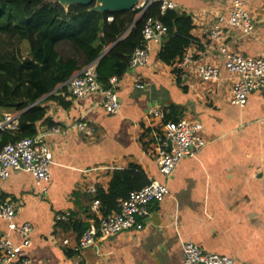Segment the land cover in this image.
Segmentation results:
<instances>
[{
    "label": "crops",
    "instance_id": "crops-1",
    "mask_svg": "<svg viewBox=\"0 0 264 264\" xmlns=\"http://www.w3.org/2000/svg\"><path fill=\"white\" fill-rule=\"evenodd\" d=\"M173 1L177 12L191 18L192 40L182 55L165 63L157 57L161 42H149L147 64L119 77L115 113L103 109L99 92L75 98L65 82L58 84L54 97L45 101L46 121L37 123L38 131L49 129L48 121L64 128L45 136L52 153L50 180L38 185L21 168L0 180V199L17 205L15 223L32 226L30 245L23 250L30 264H183L186 241L230 256L236 264H264V89L250 92L243 106L232 104L236 74L225 69L220 52L226 45L249 56L264 54V0H242L254 22L251 34L224 24L217 38L207 29L219 14H227L231 0ZM185 54L191 61L179 67ZM202 62L217 67L218 78L202 80L197 73ZM170 106L176 119L165 117ZM151 108L164 118L149 116ZM0 115V121L13 125L7 128H16L17 112L0 108ZM180 118L199 121L206 144L196 156L181 158L165 177L152 150L162 124ZM75 120L93 129H70ZM131 165L148 179L165 182L169 193L150 205L140 227L98 237L96 245L78 249L83 226L103 215L96 189L107 190L114 171ZM59 213L68 215L65 227L56 225ZM0 234L21 241L2 218Z\"/></svg>",
    "mask_w": 264,
    "mask_h": 264
},
{
    "label": "trees",
    "instance_id": "trees-1",
    "mask_svg": "<svg viewBox=\"0 0 264 264\" xmlns=\"http://www.w3.org/2000/svg\"><path fill=\"white\" fill-rule=\"evenodd\" d=\"M159 3L152 1L136 20L141 9L137 6L100 12L91 9L94 2L65 8L52 0H0V108L18 113L15 129H0V149L36 134L37 123L46 121L45 101L54 97V88L84 65L96 62L97 79L104 85L112 75L121 77L141 42L144 18L158 14ZM108 15L113 17L110 21ZM160 18L168 33L157 57L171 63L192 40L191 18L175 9L166 10ZM173 114L174 108L168 107L166 119H176ZM48 125L55 124L48 121ZM148 181L139 166L115 170L107 190L96 189L102 214L118 211V200ZM56 221L66 226L67 221Z\"/></svg>",
    "mask_w": 264,
    "mask_h": 264
},
{
    "label": "built area",
    "instance_id": "built-area-1",
    "mask_svg": "<svg viewBox=\"0 0 264 264\" xmlns=\"http://www.w3.org/2000/svg\"><path fill=\"white\" fill-rule=\"evenodd\" d=\"M155 0H145L139 7L140 17L145 8ZM158 14L148 15L144 18L141 27V42L133 50L128 69L146 65L148 62V44L151 41L163 42L168 33L166 24L160 15L168 9H177L173 0H159ZM113 17L108 15L107 21ZM238 28L241 34H251L254 22L249 12L245 9L242 0H231L227 14H219L207 29L211 38H217L222 33V25ZM224 67L227 71L236 74L231 86L230 102L243 106L247 95L258 89H264V54L249 56L237 51H229L226 45L220 47ZM191 61L187 54L178 61V66L183 67ZM198 76L202 80L218 78L219 69L208 63H199ZM119 77L112 75L108 78L107 85L102 84L96 75V62L84 65L78 72L70 76L65 85L75 98H83L91 92H99L102 96L100 105L108 113H115L120 107L116 94ZM151 117L164 118V113L157 108L148 110ZM7 121H0V129L12 127ZM70 129L89 132L92 126L82 120H75L68 126ZM159 141L156 142L152 154L161 174L168 177L181 158L194 157L206 144V139L201 133L202 125L197 120L180 118L175 121H166L161 126ZM64 132L60 126H51L45 131H38L35 135L9 142L0 149V180L9 176L10 170L21 168L33 174L36 184H45L50 180V165L52 153L45 141V136L52 133ZM44 187V185H43ZM45 189V187H44ZM95 188H91L94 191ZM169 193L165 182L149 179L148 183L139 189L129 191L125 198H120L119 209L107 215L99 216L97 222L86 227L78 237L77 248L83 249L96 245L98 237H109L120 231L140 227V218L149 214V207L158 203ZM16 204L9 199H0V218L7 221L9 230H16L21 241L15 243L7 234H0V264H30L29 257L23 254L24 248L30 245V232L32 226L29 222L15 223ZM96 207V201L93 202ZM67 213L56 214V220H67ZM67 242V239L64 240ZM183 264H236L234 258L214 252H209L193 242L182 243ZM83 264V263H77Z\"/></svg>",
    "mask_w": 264,
    "mask_h": 264
},
{
    "label": "water",
    "instance_id": "water-1",
    "mask_svg": "<svg viewBox=\"0 0 264 264\" xmlns=\"http://www.w3.org/2000/svg\"><path fill=\"white\" fill-rule=\"evenodd\" d=\"M52 1L59 2L65 8L68 7L70 4H74V3L90 4L94 2L91 9L100 12L129 10L137 6L139 2V0H52ZM138 18L139 17L137 16L136 20Z\"/></svg>",
    "mask_w": 264,
    "mask_h": 264
},
{
    "label": "rangeland",
    "instance_id": "rangeland-1",
    "mask_svg": "<svg viewBox=\"0 0 264 264\" xmlns=\"http://www.w3.org/2000/svg\"><path fill=\"white\" fill-rule=\"evenodd\" d=\"M137 7H139V6H137ZM139 13V12H138ZM138 15V14H137Z\"/></svg>",
    "mask_w": 264,
    "mask_h": 264
}]
</instances>
